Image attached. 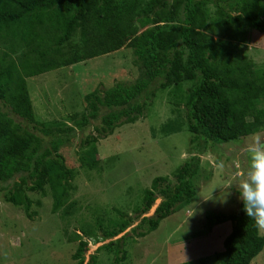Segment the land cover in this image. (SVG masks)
Returning a JSON list of instances; mask_svg holds the SVG:
<instances>
[{"label": "trees", "instance_id": "obj_1", "mask_svg": "<svg viewBox=\"0 0 264 264\" xmlns=\"http://www.w3.org/2000/svg\"><path fill=\"white\" fill-rule=\"evenodd\" d=\"M210 7L230 40L246 36L249 30L264 34L262 0H149L140 7L138 0H0V191H7L4 200L22 207L32 219L34 202L29 193L44 195L49 187L52 211L58 213L67 203L75 177L59 152L64 143L85 132L78 159L82 167L93 170L101 140L146 119L158 91L190 83L182 108L192 135V156L178 168L175 184L157 177L145 191L141 215L158 198L162 201L153 217L142 219L148 227L137 235L145 237L191 204L197 197L194 182L201 171V156L210 144L229 145L264 131V71L257 70L247 56L237 55L240 52L231 41L207 33ZM123 48L132 50L133 64L140 71L134 82H117L86 95L85 110L70 114L62 125L36 119L28 78ZM218 225L225 233L224 250L216 255L218 264H251L264 250V235L247 217L241 201L236 212L207 215L206 229ZM101 231L107 239L119 234L102 227ZM124 239L104 246L117 245L122 256L116 255L115 264L125 259L120 249ZM87 248L88 241L81 240L72 256L76 264L97 263L96 255L85 262Z\"/></svg>", "mask_w": 264, "mask_h": 264}, {"label": "rangeland", "instance_id": "obj_2", "mask_svg": "<svg viewBox=\"0 0 264 264\" xmlns=\"http://www.w3.org/2000/svg\"><path fill=\"white\" fill-rule=\"evenodd\" d=\"M138 2L139 7L146 6L149 0ZM207 23L210 36L231 41L240 52L237 55L247 56L257 70L264 71V34L249 30L246 36L230 40L222 34L211 7ZM139 75L132 50L123 48L26 81L36 119L62 125L70 114L85 110L86 95L112 88L117 82L132 83ZM190 85L158 91L146 119L118 128L101 140L97 144L99 161L93 170L82 167L78 159L85 132H77L70 143H64L59 152L75 177L67 203L58 213L52 211L49 187L44 195L29 193L34 202L32 219L22 207L4 200L6 190L0 191V264H76L72 256L81 240L88 241L86 263L96 255V264H115L116 255L122 256L117 245L104 246L123 237L120 249L126 256L119 264H218L216 255L224 250L225 233L220 225L206 229V218L211 213L239 210V184L247 179L250 153L256 150L252 135L229 145L210 144L201 156L194 201L164 219L157 230L145 237L137 235L148 227L147 223L142 225V219L153 217L162 201L158 198L151 210L141 215L145 191L157 177L175 184L178 168L192 156V135L182 108ZM259 135L264 137V131ZM101 227L119 234L107 239ZM251 264H264V250Z\"/></svg>", "mask_w": 264, "mask_h": 264}, {"label": "clouds", "instance_id": "obj_3", "mask_svg": "<svg viewBox=\"0 0 264 264\" xmlns=\"http://www.w3.org/2000/svg\"><path fill=\"white\" fill-rule=\"evenodd\" d=\"M255 151L250 153V171L247 179L239 184V199L247 217L264 232V137L258 131L252 133ZM259 145V147H256Z\"/></svg>", "mask_w": 264, "mask_h": 264}, {"label": "crops", "instance_id": "obj_4", "mask_svg": "<svg viewBox=\"0 0 264 264\" xmlns=\"http://www.w3.org/2000/svg\"><path fill=\"white\" fill-rule=\"evenodd\" d=\"M253 32V31H252Z\"/></svg>", "mask_w": 264, "mask_h": 264}]
</instances>
